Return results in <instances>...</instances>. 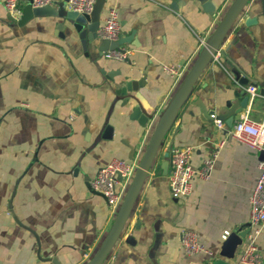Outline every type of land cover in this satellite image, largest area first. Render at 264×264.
<instances>
[{
	"label": "crops",
	"instance_id": "obj_1",
	"mask_svg": "<svg viewBox=\"0 0 264 264\" xmlns=\"http://www.w3.org/2000/svg\"><path fill=\"white\" fill-rule=\"evenodd\" d=\"M232 1L105 0L101 24L116 6L123 45L132 49L120 60L90 41L84 49L63 16L22 21L28 0L19 18L0 0V264H84L93 257L117 209L91 189V179L114 157L138 165L159 114ZM166 64L179 72L168 73ZM233 68L258 87L248 104L264 108V0L247 2L199 76L103 264L212 263L223 258L225 230L253 232L264 264V224L251 222L249 202L263 151L228 137L227 120L218 127L212 116L228 114L246 95L248 83ZM132 79H143L139 91L152 106L144 125L134 115L135 92L123 93ZM171 142L194 147V166L219 147L211 175L196 178L186 196L171 194V164L163 168ZM186 228L209 252H185ZM238 249L231 264H245Z\"/></svg>",
	"mask_w": 264,
	"mask_h": 264
},
{
	"label": "built area",
	"instance_id": "obj_2",
	"mask_svg": "<svg viewBox=\"0 0 264 264\" xmlns=\"http://www.w3.org/2000/svg\"><path fill=\"white\" fill-rule=\"evenodd\" d=\"M58 0H32L33 6L54 5ZM96 0H65L66 9L90 13ZM25 0H4L7 12L14 18H19ZM122 24L116 6H111L104 22L98 29V34L103 38L116 40L120 37ZM213 57H217V52ZM132 49L121 45L104 52L106 57L120 60L128 59ZM165 71L170 74L179 72L175 65H164ZM249 101H254L260 95L255 83L244 86ZM218 127H226V123L212 115ZM227 136L248 146L264 151V108L253 107L247 104L227 129ZM194 147L185 145L172 148L171 166L168 172L171 194L174 196H186L193 190L194 180L207 179L213 170L215 158L219 147L214 148L202 158L198 166L191 162ZM260 173L252 188L250 202V219L253 224H264V157L258 162ZM135 164L122 158L114 157L102 166L90 181L93 191L102 193L111 207L118 209L125 191L134 175ZM230 230H225L222 237L226 239ZM181 243L186 253L209 252L207 247L200 241L199 234L192 229H183L180 233ZM239 261L245 264H260L263 255L258 247L253 232L246 233L238 249ZM192 264H211L205 261H195Z\"/></svg>",
	"mask_w": 264,
	"mask_h": 264
},
{
	"label": "water",
	"instance_id": "obj_3",
	"mask_svg": "<svg viewBox=\"0 0 264 264\" xmlns=\"http://www.w3.org/2000/svg\"><path fill=\"white\" fill-rule=\"evenodd\" d=\"M248 1L249 0L232 1L203 44L192 66L182 79L181 83L175 89L164 109L159 114L146 149L135 168L134 175L117 209L114 221L96 253L84 264H103L117 240L125 232L129 217L137 197L143 187L146 175L153 166L159 152L161 151V147L167 132L171 129L180 108L189 98L199 76L209 61L212 59L214 53L220 48L224 38L230 31L233 24L242 15ZM104 3L105 0H96L92 11L90 13H86L79 12L77 10L66 9L64 7V1L59 2L58 6H33L32 0H28L23 9L22 21L27 20L33 15L52 14L63 16L65 19L71 22L72 28L79 34L84 49H87V43L90 41L102 52H105L108 49H114L123 45L127 42V38L120 36L116 40H111L108 38H103L98 34L97 31L101 26V11L103 9ZM250 21L251 19H248L247 23H250ZM59 26L64 29L66 25L65 23H60ZM233 71L241 83H249V79L247 77L241 76V72L237 68H233ZM142 85H144L143 79L128 80L125 83V87H123V93H125L127 90L135 92L132 95V97L137 100V104L134 106V115H138L137 117L140 123L144 125L151 116L147 109L152 108V106L147 100L145 101V96L139 91V88ZM247 104L248 94L246 93L236 108L232 109L228 114H218L217 117L222 120L226 119L228 125L232 126L234 113L239 112L241 107H245ZM109 129L111 128L109 127ZM262 153L264 157V151ZM171 157L172 142L167 146L165 159L163 161V168L166 172L168 171L169 165L171 164ZM245 235L246 233H239L237 231L231 232L228 237L223 240L219 250V255H221L223 258L214 259L211 264H231L230 260L227 259L235 258L237 249L241 245ZM127 240L134 241V238L129 234L127 236Z\"/></svg>",
	"mask_w": 264,
	"mask_h": 264
}]
</instances>
